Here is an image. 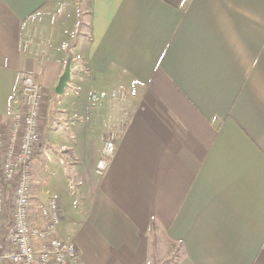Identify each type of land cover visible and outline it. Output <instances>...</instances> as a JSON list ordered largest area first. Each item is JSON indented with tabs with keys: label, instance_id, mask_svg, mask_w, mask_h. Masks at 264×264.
Listing matches in <instances>:
<instances>
[{
	"label": "crops",
	"instance_id": "crops-1",
	"mask_svg": "<svg viewBox=\"0 0 264 264\" xmlns=\"http://www.w3.org/2000/svg\"><path fill=\"white\" fill-rule=\"evenodd\" d=\"M27 71L44 92L34 191L58 198L83 264L176 245L174 264H264V0H0L7 126Z\"/></svg>",
	"mask_w": 264,
	"mask_h": 264
},
{
	"label": "built area",
	"instance_id": "built-area-1",
	"mask_svg": "<svg viewBox=\"0 0 264 264\" xmlns=\"http://www.w3.org/2000/svg\"><path fill=\"white\" fill-rule=\"evenodd\" d=\"M31 42L32 38L25 41V51ZM43 102L38 73L27 71L8 126L0 121V264H83L74 235L60 234L58 198L34 191L37 184H45L32 170L42 140ZM121 134L108 132L96 173L106 172Z\"/></svg>",
	"mask_w": 264,
	"mask_h": 264
},
{
	"label": "rangeland",
	"instance_id": "rangeland-1",
	"mask_svg": "<svg viewBox=\"0 0 264 264\" xmlns=\"http://www.w3.org/2000/svg\"><path fill=\"white\" fill-rule=\"evenodd\" d=\"M50 24H52L51 23V21H49V19H48V21H47V25L50 27ZM27 35L30 37L31 36V38L33 37V39H34V42L35 43H40L39 42V37L38 36H40L39 35V32L37 31V30H30V31H28L27 32ZM47 37H48V35H46ZM50 38H46V40H45V42H47V45L49 44V42H50ZM49 46V45H48ZM45 176H48L47 174L45 175ZM62 177V176H61ZM41 178L42 179H45V177L44 176H41ZM46 181H47V183H49V179L46 177ZM52 185L51 186H55V183L59 186V189L61 190V192L62 193H68V189L69 188H66V184L67 183H65V180L63 179V181H62V178H60V179H58L57 180V182L55 181V180H52ZM43 186V185H42ZM50 186V187H51ZM49 188V185H47V187H45V189L46 190H49L48 189ZM161 245H164V248H171V249H173L174 250V246L172 245V244H170V242H168L167 240H161ZM177 247H175V253H174V255H172L170 258H168L167 257V255H165V257H163V258H161L160 259V263L159 264H174V262H175V260H176V256H178V252H179V250H180V248L178 247V245H176ZM165 250V249H164ZM177 253V254H176Z\"/></svg>",
	"mask_w": 264,
	"mask_h": 264
},
{
	"label": "water",
	"instance_id": "water-1",
	"mask_svg": "<svg viewBox=\"0 0 264 264\" xmlns=\"http://www.w3.org/2000/svg\"><path fill=\"white\" fill-rule=\"evenodd\" d=\"M71 56L68 58L67 63H66V67L64 72L62 73V75L59 78L58 84L56 86V92L58 94H63L66 86L68 85V82L70 80V76H71Z\"/></svg>",
	"mask_w": 264,
	"mask_h": 264
}]
</instances>
